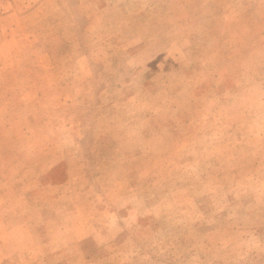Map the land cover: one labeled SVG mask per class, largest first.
Listing matches in <instances>:
<instances>
[{"label": "rangeland", "instance_id": "obj_1", "mask_svg": "<svg viewBox=\"0 0 264 264\" xmlns=\"http://www.w3.org/2000/svg\"><path fill=\"white\" fill-rule=\"evenodd\" d=\"M0 264H264V0H0Z\"/></svg>", "mask_w": 264, "mask_h": 264}]
</instances>
